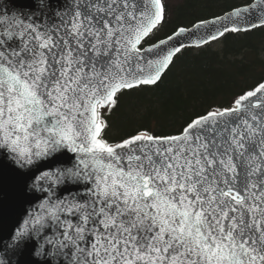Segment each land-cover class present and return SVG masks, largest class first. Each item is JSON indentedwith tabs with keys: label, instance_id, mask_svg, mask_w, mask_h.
<instances>
[{
	"label": "snow or ice",
	"instance_id": "obj_1",
	"mask_svg": "<svg viewBox=\"0 0 264 264\" xmlns=\"http://www.w3.org/2000/svg\"><path fill=\"white\" fill-rule=\"evenodd\" d=\"M164 20L162 0H0V184L29 205L0 264H264V82L175 134L103 135L190 32L264 28V0L154 42Z\"/></svg>",
	"mask_w": 264,
	"mask_h": 264
},
{
	"label": "trees",
	"instance_id": "obj_2",
	"mask_svg": "<svg viewBox=\"0 0 264 264\" xmlns=\"http://www.w3.org/2000/svg\"><path fill=\"white\" fill-rule=\"evenodd\" d=\"M250 2L182 0L172 7L165 3V20L152 39L158 42L179 27H192ZM258 82H264V28L226 34L216 44L180 52L157 85L121 95L116 107L104 114L108 127L103 135L115 143L137 130L175 134L197 114L230 105Z\"/></svg>",
	"mask_w": 264,
	"mask_h": 264
},
{
	"label": "water",
	"instance_id": "obj_3",
	"mask_svg": "<svg viewBox=\"0 0 264 264\" xmlns=\"http://www.w3.org/2000/svg\"><path fill=\"white\" fill-rule=\"evenodd\" d=\"M245 6H247V5H245ZM245 6H242V7H245ZM233 10H231V11H233ZM231 11H229V12H231ZM229 12H226L225 14H223L219 17H224ZM216 18H212V19H209L207 21H212ZM198 23H200V22H198ZM217 27H221V26H217ZM192 28H193V26L190 28H186V29H192ZM252 30H255V29H251L249 31H252ZM229 33H231V32H229ZM239 33H246V32L242 31ZM226 34H228V33H225V35ZM206 35H207V30H203V29L200 30L195 36H193L192 33L190 32L189 36L191 37V39H185L183 42L185 44H189V45H193V46L185 47L182 50H184L186 48L199 49V48L205 47L209 44H212L214 42H217L225 36L224 35L223 37H220L216 41H211L208 44L201 45L199 47L194 46L193 42L196 39H199V38L204 37ZM27 208H29V205L26 202L17 198V196L15 195L14 189L12 187L11 181L7 177H5L3 180V183L0 184V235L6 236L8 229L12 228L15 225L17 219L21 217L22 210L27 209Z\"/></svg>",
	"mask_w": 264,
	"mask_h": 264
},
{
	"label": "rangeland",
	"instance_id": "obj_4",
	"mask_svg": "<svg viewBox=\"0 0 264 264\" xmlns=\"http://www.w3.org/2000/svg\"><path fill=\"white\" fill-rule=\"evenodd\" d=\"M182 0H163L168 6L172 7L179 4Z\"/></svg>",
	"mask_w": 264,
	"mask_h": 264
}]
</instances>
